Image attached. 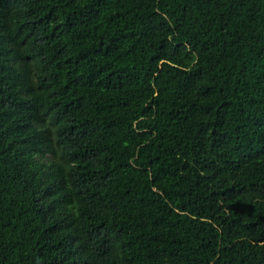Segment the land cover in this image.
Returning <instances> with one entry per match:
<instances>
[{"label":"trees","instance_id":"trees-1","mask_svg":"<svg viewBox=\"0 0 264 264\" xmlns=\"http://www.w3.org/2000/svg\"><path fill=\"white\" fill-rule=\"evenodd\" d=\"M0 264H264V0H0Z\"/></svg>","mask_w":264,"mask_h":264}]
</instances>
